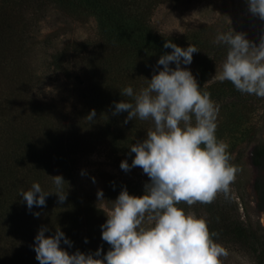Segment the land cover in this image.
I'll return each mask as SVG.
<instances>
[{
    "label": "trees",
    "instance_id": "trees-1",
    "mask_svg": "<svg viewBox=\"0 0 264 264\" xmlns=\"http://www.w3.org/2000/svg\"><path fill=\"white\" fill-rule=\"evenodd\" d=\"M165 1L178 2L0 0V264H39L33 244L42 227L49 229L46 236L59 227L72 241L71 247L61 243L69 254L95 252L101 247L103 253L109 250L100 227L108 212L98 202L96 191L79 179V163L86 154L103 149L118 168L123 160L131 165L135 156L129 154L131 145L145 139L154 123L138 117L125 123L128 113L114 115V102L132 100L120 93L129 84L135 91L147 86L146 79L152 78L159 57L172 51L164 47L166 40L184 48L194 44L199 49L192 64L182 67L191 69L198 85L220 106L216 135L228 141L231 163L239 160L233 157L234 152L246 142L252 146L253 166L264 172V143L257 139L264 132V112L261 117L257 114L264 108V97L241 93L230 81L208 84L226 58L227 46L213 43L218 32L207 25L180 37L159 34L151 19ZM49 10L81 20L95 18L99 38L71 42L52 53L47 68L52 73L42 77L33 33ZM170 66L175 67L174 63ZM52 86L57 87L55 95L48 91ZM93 109L96 115L89 121ZM251 115H256L258 124L251 122ZM136 169L142 168L129 171ZM56 175L65 181L62 191L67 198L63 203L51 178ZM99 181L103 202L109 206L125 187L130 195L145 193L146 183L133 181L126 174L105 171ZM33 182L53 194L46 197L45 206L34 205L29 210L20 192ZM255 190L257 206L264 211V177L256 180ZM178 207L185 212L201 209L218 243L239 244L258 264H264V227L241 220L230 192H219L208 204L181 201Z\"/></svg>",
    "mask_w": 264,
    "mask_h": 264
},
{
    "label": "clouds",
    "instance_id": "clouds-1",
    "mask_svg": "<svg viewBox=\"0 0 264 264\" xmlns=\"http://www.w3.org/2000/svg\"><path fill=\"white\" fill-rule=\"evenodd\" d=\"M247 3L253 15L264 19V0ZM213 43L227 46V55L207 83L230 81L241 93L264 97V37L257 46L231 27L218 31ZM164 47L172 51L159 57L147 86L135 91L129 84L120 93L132 100L114 102V115L128 113L125 123L137 117L154 123L145 139L131 145L129 154L135 153L131 165L127 160L120 164L124 171L139 166L150 177L145 193L130 195L125 187L111 202L100 226L102 240L110 245L106 253L101 247L69 254L61 243L71 247L72 241L59 227L49 236L47 227L40 228L33 244L39 264H222L227 251L214 239L217 234L210 232L209 221L178 205L208 204L219 192L227 194L239 168L231 163L229 145L216 135L220 106L198 85L191 69L182 67L192 64L199 49L171 40ZM95 115L93 109L87 118L92 121ZM51 178L63 203L64 178ZM50 194L39 182L20 192L29 210L45 206ZM97 196L102 198L103 191Z\"/></svg>",
    "mask_w": 264,
    "mask_h": 264
},
{
    "label": "rangeland",
    "instance_id": "rangeland-1",
    "mask_svg": "<svg viewBox=\"0 0 264 264\" xmlns=\"http://www.w3.org/2000/svg\"><path fill=\"white\" fill-rule=\"evenodd\" d=\"M46 17L33 33L37 43L35 51L38 53V72L42 77L52 73L47 69L52 53L71 42L96 41L99 38L98 24L93 17L81 20L56 10H49ZM151 24L159 34L164 36L180 37L188 31L207 25L216 33L228 31L232 27L237 33H245L246 38L257 46L261 38L264 37V19L253 15L248 10L247 0L165 1L155 10ZM224 60L219 63L212 76L221 69ZM211 83L214 82L208 84ZM48 91L55 95L57 87L52 86ZM263 112L264 108L262 107L257 114L261 117ZM256 115L253 117L251 115V122L258 124L259 119ZM257 139L264 143V132L259 134ZM224 142L228 144V141ZM239 145L240 147L237 148L233 156L235 159L239 157V160L234 162L239 171L236 173V179L230 185L229 192L238 204L241 220L251 222L254 227H264V211L259 210L257 206L258 194L255 190V182L264 177V172L258 170L251 162V144L247 145L246 142H242ZM105 171L120 176L126 174L133 181L150 182V177L142 169L125 172L118 168L114 160L109 157V153L103 149L88 153L80 160L78 176L84 186L98 193L101 190L99 175ZM221 193L225 195V193ZM226 198L224 196V199ZM97 199L98 202H102L103 208L108 212L111 206L106 205L102 198L97 197ZM188 213L205 218L201 209L191 210ZM219 244L227 251V255L221 257L222 264H258L256 257L239 244L232 242H219Z\"/></svg>",
    "mask_w": 264,
    "mask_h": 264
}]
</instances>
